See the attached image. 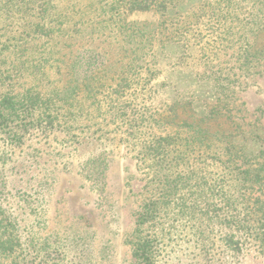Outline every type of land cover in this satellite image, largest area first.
<instances>
[{
    "label": "rangeland",
    "instance_id": "rangeland-1",
    "mask_svg": "<svg viewBox=\"0 0 264 264\" xmlns=\"http://www.w3.org/2000/svg\"><path fill=\"white\" fill-rule=\"evenodd\" d=\"M50 2L56 12L76 6L77 13L68 24L84 23L82 28L87 31L96 23H108L111 29L104 35L81 30L64 36L59 47L62 55L72 50L64 60L93 50L109 67L123 57L114 36L122 37L115 29L127 34V28L132 27L135 34L140 33L137 29L143 34L147 26L159 25L154 33L166 34L162 28H175L182 21L194 23L205 1L175 0L178 6L169 15L136 11L121 15L114 24L99 9L109 4L107 0ZM49 6H43L42 0H0V94L15 98L18 106L23 104L14 114L0 109V116L5 115V120L0 118V208L13 219L26 249L18 250L19 264H134L128 241L136 234L137 211L151 197L146 188L148 163L137 155L147 137V127L140 129L139 119L166 115L168 106L174 104L177 119H186L224 142L227 136L243 145L245 136L251 138L245 134L252 132L257 138L249 141V148L258 150L261 144L264 148V61L250 74L236 68L242 40L237 33L234 43L220 47L217 56L207 49L206 60L196 46L186 49L182 44L166 43L161 48L156 44L154 58H149L157 68L150 92L142 91L141 84L134 87L117 115L104 113L107 107L100 95V110L81 96L82 111L64 116L57 105L50 111L46 98L50 81H54L53 88H59L67 77L56 76L48 68V39L33 33L34 25L45 26L46 14L41 9ZM204 35L208 45L216 40L215 33ZM253 41L255 48H263L264 33ZM88 56H81L79 73L94 70L85 63ZM37 91L44 104L39 110L31 107ZM182 106L189 108L183 111ZM152 132L160 134L158 128ZM183 148L184 143L177 147ZM204 158H196L198 163L188 170L180 165L161 171L169 184L177 174H189L192 186L198 185L199 189L187 190L172 183L170 189L176 197L190 200L201 197L199 193L209 195L212 185H221V167L210 160L209 153ZM200 215L169 211L157 224L141 229V236L156 239L154 264L228 263L216 226ZM250 249L243 264H264Z\"/></svg>",
    "mask_w": 264,
    "mask_h": 264
},
{
    "label": "trees",
    "instance_id": "trees-1",
    "mask_svg": "<svg viewBox=\"0 0 264 264\" xmlns=\"http://www.w3.org/2000/svg\"><path fill=\"white\" fill-rule=\"evenodd\" d=\"M107 1L109 4L102 5L99 9L102 15L107 17L106 20L111 21L112 24L126 13L148 11L165 16L178 6L175 0ZM204 1L198 9L201 14L196 16L194 13L196 16L194 23L182 21L180 25L176 24L175 28H162L167 31L166 34L154 33L159 25L152 29L147 26L143 31L144 35L141 34V29H137L140 33L135 34V28L132 27L125 29L127 34L115 29V34L122 37L114 36L123 50V57L108 67L105 66L103 57L93 50H87L88 53L79 55L74 53L68 57V60H64L65 56L72 54V50L62 55L63 49L59 47V41L66 35H74L81 30L86 32L87 28H82L84 23L68 24L77 13L76 6L68 5L62 11L56 12L50 0H42L43 6L51 4L49 8L41 9L43 14H46L47 22L45 26L34 25L33 33H42L48 39L50 48L48 68H52L56 76L67 77V80L59 88H53L52 82L54 81H50L51 88L49 87L46 98L47 107L50 106V111H53L57 105L64 111V116H77L82 111L81 96L92 105L99 106L100 110L102 106L97 100L100 95L102 104L107 107L104 113L117 115V112L124 108L125 98L131 94L130 91L132 93L135 91L134 87H140L141 84L143 85L141 86L142 91L150 92L157 68L153 60L149 58H154L156 44L161 48L166 43L182 44L185 48L187 47L186 49L196 46V49L202 53V58L206 60L207 49L211 55L217 56L220 47H223L224 44L227 47L232 42L234 43L233 38L237 33L240 34L239 37L242 36V40L237 49L236 64L238 66L236 68L239 71L246 70L250 74L255 65L264 61L261 59V57L264 58V47L255 48L253 41L264 33V0ZM106 9L108 10L106 11ZM108 29L111 28L104 20V22L96 23V26L86 33L104 35L106 31L109 32ZM208 31L211 35L215 33L214 38L216 39L210 45L204 40L207 37L204 34ZM85 54L89 55L85 63L88 66L92 65L94 70L90 73H79L81 66L79 62L83 58L81 56ZM59 55H62L63 58H60ZM14 100L13 97L0 94V109L6 108L11 114H14L23 105L18 106ZM23 100L22 97L19 100L20 103ZM41 105L44 104L37 91V97L31 107L36 106L35 109L39 110ZM168 107L166 115L153 112V114L157 113V116H141L143 118H140L138 123L140 129L143 126L148 129H144L146 131L144 134L146 133L147 137L141 143V149L138 150L137 155L140 161L148 163L149 186L146 188L150 190L151 197L144 200L137 211L136 234L131 235L128 241L134 264H154L155 242L153 241L156 239L153 238L154 240L151 241L150 238L141 236V229L149 224H157L161 220L162 214L169 211L185 213L188 216L201 213V217L206 218L207 222L213 223L220 235V243L227 264H243V259L248 255L250 248H253L254 252L264 260L263 145H259L258 150L249 148V141L257 138L252 132L245 134L251 138L245 136L243 145L227 136L225 137L227 141L224 142L204 129L187 122L186 119H177L174 104H170ZM186 108L189 107H181L183 111L187 110ZM51 115L53 116V112ZM4 116L3 114L0 118L5 120ZM154 128H158L160 134H154L152 132ZM180 143H184L183 149H177ZM208 153L211 156L210 160L214 164H219L224 174L221 185L218 188L212 185L209 195L199 193L198 195L201 197L190 200L187 197H176V193L170 189L172 183L176 186L177 184L186 186L187 190L189 188L199 189L198 185L192 186L189 174L181 176L177 174L170 179L169 184V178L165 174H161V171L180 165L188 170L191 164L198 163L194 161L196 158L201 161ZM207 158L209 157L207 156ZM2 211L0 208V262L1 264H19L18 250L25 251L26 249L22 248L20 235L12 222L13 219L9 220L7 215H4L5 211ZM5 220L8 222L3 225L2 221Z\"/></svg>",
    "mask_w": 264,
    "mask_h": 264
}]
</instances>
